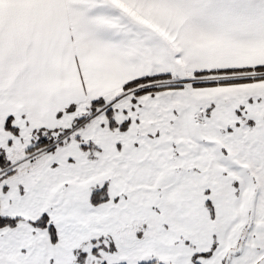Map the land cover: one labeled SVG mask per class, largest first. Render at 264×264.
Wrapping results in <instances>:
<instances>
[{"label": "snow or ice", "instance_id": "obj_1", "mask_svg": "<svg viewBox=\"0 0 264 264\" xmlns=\"http://www.w3.org/2000/svg\"><path fill=\"white\" fill-rule=\"evenodd\" d=\"M0 264H264V0H0Z\"/></svg>", "mask_w": 264, "mask_h": 264}]
</instances>
